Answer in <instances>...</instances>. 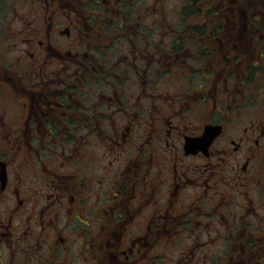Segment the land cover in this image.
<instances>
[{"label":"flooded vegetation","instance_id":"obj_1","mask_svg":"<svg viewBox=\"0 0 264 264\" xmlns=\"http://www.w3.org/2000/svg\"><path fill=\"white\" fill-rule=\"evenodd\" d=\"M151 8L0 0V264H264V0Z\"/></svg>","mask_w":264,"mask_h":264},{"label":"rangeland","instance_id":"obj_2","mask_svg":"<svg viewBox=\"0 0 264 264\" xmlns=\"http://www.w3.org/2000/svg\"><path fill=\"white\" fill-rule=\"evenodd\" d=\"M151 1V15H150V26L151 27H169L171 25H174L175 22L177 21V18L173 17L172 14L168 15L165 19H162L161 21L158 20V16L155 12V10L153 9V5H154V0H150ZM164 2V7H165V12H170L171 10H173L174 6H175V2L176 0H163ZM13 3V2H12ZM9 21V14H7L6 16V23H8ZM4 42V38H0V44L2 45ZM1 51V48H0ZM3 57H0V59H2ZM263 227V226H262ZM225 246V245H224ZM223 246V247H224ZM221 248V247H220ZM217 249H215L214 254L217 255L219 251H216Z\"/></svg>","mask_w":264,"mask_h":264}]
</instances>
